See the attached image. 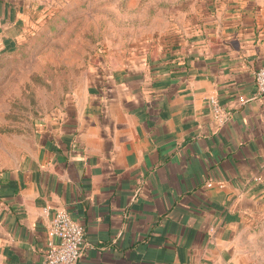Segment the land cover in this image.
<instances>
[{"label": "crops", "instance_id": "0c3cea01", "mask_svg": "<svg viewBox=\"0 0 264 264\" xmlns=\"http://www.w3.org/2000/svg\"><path fill=\"white\" fill-rule=\"evenodd\" d=\"M47 1L0 0V60ZM262 65L264 0H228L80 81L0 168V264H44L60 207L85 229L77 264H247L246 221L264 206Z\"/></svg>", "mask_w": 264, "mask_h": 264}, {"label": "rangeland", "instance_id": "374dc122", "mask_svg": "<svg viewBox=\"0 0 264 264\" xmlns=\"http://www.w3.org/2000/svg\"><path fill=\"white\" fill-rule=\"evenodd\" d=\"M228 0H48L42 21L0 60V168L23 152L35 125L83 79L169 46ZM241 248L264 264V206L249 215Z\"/></svg>", "mask_w": 264, "mask_h": 264}, {"label": "built area", "instance_id": "2783aa9c", "mask_svg": "<svg viewBox=\"0 0 264 264\" xmlns=\"http://www.w3.org/2000/svg\"><path fill=\"white\" fill-rule=\"evenodd\" d=\"M259 92L264 93V65L255 73ZM210 103L216 117L220 119L223 111L215 98ZM85 240L83 224L73 218L70 211L64 207L56 210L48 227V240L44 264H77Z\"/></svg>", "mask_w": 264, "mask_h": 264}]
</instances>
